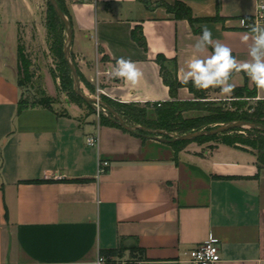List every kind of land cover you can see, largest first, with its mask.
Instances as JSON below:
<instances>
[{"label":"crops","instance_id":"crops-1","mask_svg":"<svg viewBox=\"0 0 264 264\" xmlns=\"http://www.w3.org/2000/svg\"><path fill=\"white\" fill-rule=\"evenodd\" d=\"M176 1L196 18L217 19L196 28L206 26L238 60L250 59L252 41L243 37L264 26L249 22L264 0H64L81 74L92 82L97 69L110 73L117 58L131 59L142 71L138 83L104 73L105 95L170 100L158 56L180 81L201 34L161 4ZM35 4L0 0V264H97L101 256L102 264H187V252L212 236L221 242L220 264H264V167L253 153L226 144L176 152L170 142L85 118L76 106L19 112L20 26ZM230 82L255 89L244 72ZM177 98L194 95L181 87ZM94 134L98 147L86 144ZM100 158L110 166L98 175Z\"/></svg>","mask_w":264,"mask_h":264},{"label":"trees","instance_id":"trees-1","mask_svg":"<svg viewBox=\"0 0 264 264\" xmlns=\"http://www.w3.org/2000/svg\"><path fill=\"white\" fill-rule=\"evenodd\" d=\"M62 10L68 15L69 12L68 9L65 6L64 0H57ZM147 3V2H146ZM49 7H50V16L47 21V28H48V38L51 43V50L55 56V59L58 61L61 71V80L66 87H68L70 90L73 89V79L71 75V70L69 67L68 62L65 59L64 56V46L66 42V34H65V25L59 18L58 14L56 13L54 7L52 4L48 1ZM164 5L167 10L175 15L178 19H186L190 22V24L193 26L194 31L197 33H201V28H196V24L208 22V21H214L217 20L215 18H196L193 14L192 9L184 2L182 1H176L174 4H167L165 2L161 3ZM70 18V17H69ZM134 39L138 41L142 46L146 47V42L142 35L138 36L136 32H134ZM233 54V53H232ZM233 56H235L233 54ZM19 58L21 59V62L23 63V69L22 72L25 76V78H29L30 71H29V63L26 59L23 52H21L19 48ZM73 60L78 67L77 62L75 61V58L73 57ZM158 60L162 63V75L164 78V81L166 84L170 87V92L172 98L166 102H160V103H143L146 108L150 109V115L147 114L146 110L140 109L138 106H140V103H120L117 101L112 100L106 95H101L106 102L110 103L109 105H116V111L122 116V118L132 124H140L143 126H146L150 129H156V130H168L169 132H175L180 131V135L202 130L204 127H206V124H209L210 118L209 117H194L189 119H184L181 115L182 112H185L190 109L191 105L197 100V99H206L207 95L206 93L202 91H197L191 83L184 85L182 84L178 78L175 76L174 72L171 71L166 65L165 61L166 59L159 55ZM79 71V68H78ZM79 76L81 78V81H84L89 88H91L92 93L96 91V85L90 82L87 79H83L81 72L79 71ZM20 86H22V81H19ZM181 87H186L189 89V91L194 95L195 101H181L177 98L178 89ZM242 91H245L248 93L249 97H257V90L250 89L248 86H242L240 87ZM79 96V95H78ZM80 97V96H79ZM81 98V97H80ZM82 99V98H81ZM83 100V99H82ZM88 104V103H87ZM92 107V105L88 104ZM41 106L48 109H53L47 102L44 100H41L40 103H33L28 104L25 103L22 98L19 102L18 110L19 112L23 111L24 109L30 108V107H36ZM126 107V108H125ZM93 108V107H92ZM125 108V109H124ZM223 122L227 121H234V120H245V121H251L256 122L264 125V100L258 99L253 111L248 114L247 116H236V115H228L224 117ZM100 123L102 125H112L117 126L120 128V125L115 123L110 117H102L100 118ZM124 129V128H123ZM239 131H245L246 135L243 133H239ZM134 133V132H133ZM143 137L148 136H159L162 134H154L152 132L146 131V130H139L138 133H136ZM218 135L213 136H204L199 137L195 140H182V141H172L170 142L176 152L181 151L188 143L190 142H205L208 139H213ZM223 139L222 143L226 144L228 146H232L235 148L247 150L248 148H252L253 154L257 157V162L260 165V167H264V132L257 130V129H234L230 132L222 134ZM167 139H172L169 136H165ZM257 152V153H255ZM39 181V180H38ZM33 182V181H32Z\"/></svg>","mask_w":264,"mask_h":264},{"label":"rangeland","instance_id":"rangeland-1","mask_svg":"<svg viewBox=\"0 0 264 264\" xmlns=\"http://www.w3.org/2000/svg\"><path fill=\"white\" fill-rule=\"evenodd\" d=\"M49 16L50 7L48 4V0H36L33 14L29 16V20L25 24H22L20 26L18 45L21 52H23L26 59L28 60L30 71L29 78H25L22 72L23 63L21 62V59L18 58L17 73L18 80L22 81V100L28 104L40 103L41 100H44L53 109L63 113L67 112L69 110V107L76 106L81 108L83 117L86 118L92 116L99 121L101 116L109 117V114L113 116L110 113L109 109H107L104 105H97L101 111L99 114L98 110L94 109L93 106L92 108L84 100H82L74 89V81L72 84V90H70L68 87H66V85L63 84L60 77L61 71L58 67L59 63L55 59V56L51 50V43L48 38L47 21ZM82 77L83 79H86L83 75ZM81 82L82 91L86 96L99 98L104 103L108 105L110 104L98 94L96 82H93L96 85L95 93H92L91 88H89V86L84 81ZM99 85L102 86V81ZM202 92L206 93L207 98L197 99L196 101L194 98L193 100L195 102L193 103V105H191L190 109L182 112L181 115L184 119L194 117H209L211 120L209 124H206V127H204V129H213L217 126L228 123L229 121L223 122V120L221 119L230 114L236 116H247L253 111L258 101L257 97H249L248 93L242 91L240 87H235V90L230 98H226L221 95L219 89L202 90ZM119 105L121 104H118V106ZM128 105H130V103H128ZM139 105L140 106L138 107L140 109L146 110L147 114L150 115V109L146 108L144 104L140 103ZM109 106L115 111L118 107H115L116 105L112 104ZM132 125L141 126L145 128L143 130L152 132L157 135L162 134L159 136L164 138L165 136H169L170 138L174 139L176 136L181 134L180 131L169 132L168 130L150 129L146 126L136 123H132ZM239 133H243L244 135H246L245 131H239ZM222 139L223 136L222 134H220L213 139L206 140L203 143L190 142L187 145L193 144L195 146L201 147L200 151L203 153L209 151L211 152L217 147L218 144H223ZM252 151V148H248L247 152L253 153ZM136 261L139 260L135 259L134 261H131V263Z\"/></svg>","mask_w":264,"mask_h":264},{"label":"clouds","instance_id":"clouds-1","mask_svg":"<svg viewBox=\"0 0 264 264\" xmlns=\"http://www.w3.org/2000/svg\"><path fill=\"white\" fill-rule=\"evenodd\" d=\"M250 31L251 37L247 34L243 37L245 42L252 41L248 50L250 59L240 61L229 47L213 40L212 32L206 26L202 27L192 45V55L180 71V82L191 83L197 91L219 89L221 95L230 98L235 90V85L230 82L233 74L244 72L258 91H264V26L252 25ZM109 74L113 79H123L133 85L142 77L137 64L124 57L116 59ZM102 259L97 264H102Z\"/></svg>","mask_w":264,"mask_h":264},{"label":"water","instance_id":"water-1","mask_svg":"<svg viewBox=\"0 0 264 264\" xmlns=\"http://www.w3.org/2000/svg\"><path fill=\"white\" fill-rule=\"evenodd\" d=\"M52 6L54 7L56 13L58 14L59 18L65 25V33H66V42L64 46V56L66 61L69 64L73 81H74V89L76 93L88 104L92 105L94 109L99 111L98 104L99 105H104L107 109H109L110 113L113 115L111 116L110 114L108 115L115 123L126 129L127 131L138 133L140 129H145L141 126L138 125H132L128 122H126L122 116L112 109L108 104L104 103L102 100L99 98H93V97H88L86 96L83 91H82V82L80 80L79 72H78V67L76 66L72 55H71V48L73 45V37H74V30H73V25L72 22L70 21L68 15L62 10L60 7L59 3L57 0H48ZM239 128H253L257 129L260 131L264 132V125L256 122H251V121H245V120H234L231 122H228L226 124L217 126L213 129H203V130H197V131H192L183 135H178L174 139H167L161 136H148V137H154L158 138L160 140L166 141V142H172V141H182V140H195L199 137H204V136H213V135H220L224 134L227 132H230L234 129H239Z\"/></svg>","mask_w":264,"mask_h":264},{"label":"built area","instance_id":"built-area-1","mask_svg":"<svg viewBox=\"0 0 264 264\" xmlns=\"http://www.w3.org/2000/svg\"><path fill=\"white\" fill-rule=\"evenodd\" d=\"M86 1V0H82ZM253 24H257L259 22H264V3H260L258 5L257 13L252 17L251 21ZM245 25L248 26V21L245 22ZM104 73L109 74L107 72H101L100 70H96L95 76L92 78V82H96L98 88V94L105 95L104 91L101 89L99 85L102 80V75ZM100 109L98 113L100 114ZM86 144L91 147H98L100 143L99 134L89 135L86 137ZM110 166V162L106 159L100 158L98 160V175L105 173ZM187 264H220L222 261L221 257V242L216 237H209L206 241L200 243L199 245L193 247L187 252ZM102 263L106 261L104 256H101ZM100 260V259H99ZM131 264H145L144 261L139 260L136 262H132Z\"/></svg>","mask_w":264,"mask_h":264}]
</instances>
